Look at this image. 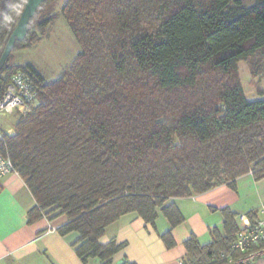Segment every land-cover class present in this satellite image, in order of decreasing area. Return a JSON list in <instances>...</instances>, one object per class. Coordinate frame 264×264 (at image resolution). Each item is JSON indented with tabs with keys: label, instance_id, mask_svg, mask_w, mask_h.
<instances>
[{
	"label": "trees",
	"instance_id": "obj_1",
	"mask_svg": "<svg viewBox=\"0 0 264 264\" xmlns=\"http://www.w3.org/2000/svg\"><path fill=\"white\" fill-rule=\"evenodd\" d=\"M25 1L0 0V54ZM47 1L12 51L38 40ZM61 13L79 43L66 70L45 80L9 58L0 69V82L21 69L39 87L2 146L34 197L29 221L66 215L58 231L79 234L81 260L111 264L124 243L98 240L121 215L153 223L160 208L173 228L184 218L168 199L264 177V91L248 99L238 72L264 52V0H65ZM221 211L224 235L184 241L192 264L228 252L234 214ZM161 237L175 245L171 229Z\"/></svg>",
	"mask_w": 264,
	"mask_h": 264
},
{
	"label": "crops",
	"instance_id": "obj_2",
	"mask_svg": "<svg viewBox=\"0 0 264 264\" xmlns=\"http://www.w3.org/2000/svg\"><path fill=\"white\" fill-rule=\"evenodd\" d=\"M20 51L10 53L9 65L20 64L11 58L13 53ZM240 62L243 61L238 65ZM4 117L0 114L3 121L6 120ZM263 202L264 177L255 179L249 172L236 178L235 188L221 184L190 197L168 199L165 205L173 203L184 218L173 228L160 208L153 223L145 222L137 213L130 212L108 224L98 241L106 244L114 239L116 243H124L112 256L111 264H121L125 259L136 264H192L184 246L185 240L194 235L201 245H206L212 241L213 231L224 235L223 208L234 214V239L240 224L238 216L247 214L253 220ZM34 204L30 189L17 172L0 178V264H102L95 257L84 263L77 255L73 246L79 237L77 232L60 234L58 228L67 222L66 215L44 211L29 221L28 211ZM168 229H171L175 240L172 247H167L161 237ZM229 251L230 247L228 252L213 253L203 259V264H223L221 255ZM254 264H264V258H259Z\"/></svg>",
	"mask_w": 264,
	"mask_h": 264
},
{
	"label": "rangeland",
	"instance_id": "obj_3",
	"mask_svg": "<svg viewBox=\"0 0 264 264\" xmlns=\"http://www.w3.org/2000/svg\"><path fill=\"white\" fill-rule=\"evenodd\" d=\"M254 1L242 0L244 5H251ZM64 2L65 0H48L42 6L35 21L38 40L30 47L24 48L27 50L17 49L22 51L13 53L11 56L14 61H18L20 64L29 61L45 80H53L58 77L69 67L75 54L79 51V43L61 13ZM44 18L46 23L42 29H39L37 22ZM251 70H255L256 74H253ZM238 72L246 97H260L259 89L264 91V52L254 55L248 61L240 62ZM18 115V112L4 114L6 120L0 119L2 135L12 133Z\"/></svg>",
	"mask_w": 264,
	"mask_h": 264
},
{
	"label": "built area",
	"instance_id": "obj_4",
	"mask_svg": "<svg viewBox=\"0 0 264 264\" xmlns=\"http://www.w3.org/2000/svg\"><path fill=\"white\" fill-rule=\"evenodd\" d=\"M39 87L31 75L17 70L5 82H0V114L26 113L37 100ZM3 135L0 133V178L15 172L9 157L2 153ZM239 229L228 254H222L223 264H254L264 258V202L252 220L247 214L238 216Z\"/></svg>",
	"mask_w": 264,
	"mask_h": 264
},
{
	"label": "water",
	"instance_id": "obj_5",
	"mask_svg": "<svg viewBox=\"0 0 264 264\" xmlns=\"http://www.w3.org/2000/svg\"><path fill=\"white\" fill-rule=\"evenodd\" d=\"M44 0H26L23 8L21 9L17 22L9 34L3 50L0 54V69L5 64L7 58H9L12 52L14 43L16 40H22L26 35L28 22L30 18L35 14L37 8Z\"/></svg>",
	"mask_w": 264,
	"mask_h": 264
}]
</instances>
